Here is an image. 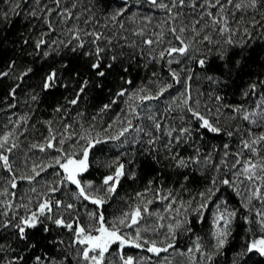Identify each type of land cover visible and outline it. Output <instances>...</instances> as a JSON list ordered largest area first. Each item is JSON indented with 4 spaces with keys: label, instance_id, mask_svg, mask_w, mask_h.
<instances>
[{
    "label": "snow or ice",
    "instance_id": "snow-or-ice-1",
    "mask_svg": "<svg viewBox=\"0 0 264 264\" xmlns=\"http://www.w3.org/2000/svg\"><path fill=\"white\" fill-rule=\"evenodd\" d=\"M4 3L0 264H264V0Z\"/></svg>",
    "mask_w": 264,
    "mask_h": 264
},
{
    "label": "trees",
    "instance_id": "trees-1",
    "mask_svg": "<svg viewBox=\"0 0 264 264\" xmlns=\"http://www.w3.org/2000/svg\"><path fill=\"white\" fill-rule=\"evenodd\" d=\"M6 7V4L4 3V0H0V8ZM11 22L5 26L0 24V40L4 41V47L7 48H11V41L14 39H17L18 34L20 32H23V25L25 23L23 17H11L10 18ZM5 37H7V39H4ZM13 53L12 52H8L5 56V60L7 59L8 56H11ZM39 63V61H38ZM206 87V85H204ZM229 99L230 100H238L241 99L240 97H233L231 95V90H229ZM0 118H2V114H0ZM218 143V141H216ZM225 188L227 189V193L231 194L230 196V200L232 204H235L238 200L239 197L235 196L234 193H232V190L230 188H227V186H225ZM209 225L207 223L204 224H199L197 223L196 225V231L198 234H204L207 230H208ZM187 239L185 238L183 243H187Z\"/></svg>",
    "mask_w": 264,
    "mask_h": 264
}]
</instances>
